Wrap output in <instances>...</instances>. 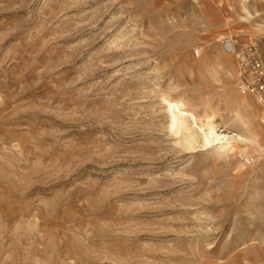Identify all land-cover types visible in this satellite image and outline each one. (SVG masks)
<instances>
[{
    "label": "rangeland",
    "instance_id": "374dc122",
    "mask_svg": "<svg viewBox=\"0 0 264 264\" xmlns=\"http://www.w3.org/2000/svg\"><path fill=\"white\" fill-rule=\"evenodd\" d=\"M223 36L264 40V0H0V264H264V130ZM177 107L261 147L191 152Z\"/></svg>",
    "mask_w": 264,
    "mask_h": 264
},
{
    "label": "built area",
    "instance_id": "2783aa9c",
    "mask_svg": "<svg viewBox=\"0 0 264 264\" xmlns=\"http://www.w3.org/2000/svg\"><path fill=\"white\" fill-rule=\"evenodd\" d=\"M189 1L192 4L198 2V0ZM218 43L221 51L234 59L237 68L235 89L240 96L249 97L257 104L259 125L264 130V40L223 36ZM193 56H200L198 48L193 50ZM213 126L214 132L218 135V141H224V137H227L229 132L219 124ZM241 158L247 166L254 162L251 156L242 155Z\"/></svg>",
    "mask_w": 264,
    "mask_h": 264
},
{
    "label": "bare ground",
    "instance_id": "6f19581e",
    "mask_svg": "<svg viewBox=\"0 0 264 264\" xmlns=\"http://www.w3.org/2000/svg\"><path fill=\"white\" fill-rule=\"evenodd\" d=\"M244 3L245 0H242ZM244 5V4H243ZM241 6V11L245 15L244 21H249L255 19V17L258 16V14L254 11L253 14H250V12L244 7ZM184 105V104H182ZM181 107V106H180ZM172 114L175 116V119L177 120L175 124H177V129L182 132L183 140H184V146L186 149L190 150L191 152H197V151H208L212 149L215 146L220 145L219 148L223 147V145H227L229 140L237 139L241 142H245L247 144H251L257 148H260L261 146L257 143H253L250 140L244 139L241 136L232 134L227 137H224V141L219 142L218 135L214 132V117H207L205 119V123L208 127V130L206 131L205 128H201L197 126L195 122V118L192 114L187 112L184 108H175L172 111ZM205 129V130H204ZM180 132V133H181ZM260 150V149H259ZM244 156H249V154L243 153Z\"/></svg>",
    "mask_w": 264,
    "mask_h": 264
}]
</instances>
